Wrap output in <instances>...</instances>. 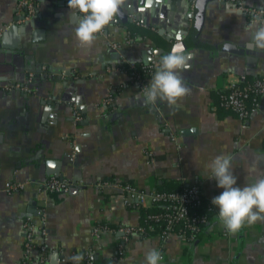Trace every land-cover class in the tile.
Listing matches in <instances>:
<instances>
[{
  "label": "crops",
  "instance_id": "crops-1",
  "mask_svg": "<svg viewBox=\"0 0 264 264\" xmlns=\"http://www.w3.org/2000/svg\"><path fill=\"white\" fill-rule=\"evenodd\" d=\"M232 1L264 10V0L203 5L197 41L181 51L192 57L180 73L190 91L169 106L159 99L145 103L117 66L121 58L145 64L148 47L166 43L159 30L174 34L191 21L188 0H123L121 16L90 48L78 46L80 14L70 11L68 0H33L28 23L18 20L13 30L7 29L22 13L18 0H0V27H6L0 36V264H33L31 256L40 264L38 248L26 257L22 224L25 217L38 224L39 210L46 230L34 243L44 242L45 264H76L72 258L91 249L95 264H146L150 249L162 252L160 264H264V221L224 234L211 215L197 239L171 235L161 242L157 235L133 234L120 256L119 232L98 240L92 234L98 223L138 224L139 207L127 201L124 185L148 192L169 180H197L211 203L223 191L208 178L220 155L232 158L236 186L264 177V95L244 121L215 107L212 95L264 79V50L250 47L257 21ZM134 21L150 30L149 45L140 36L122 42L126 24ZM62 63L71 66L70 75ZM55 173L69 190L39 191L35 183ZM9 181L29 183L2 191ZM141 206L153 204L145 197Z\"/></svg>",
  "mask_w": 264,
  "mask_h": 264
},
{
  "label": "built area",
  "instance_id": "built-area-1",
  "mask_svg": "<svg viewBox=\"0 0 264 264\" xmlns=\"http://www.w3.org/2000/svg\"><path fill=\"white\" fill-rule=\"evenodd\" d=\"M188 1L190 5H193L194 0ZM232 3H235L236 6L246 15H249L253 21H256L254 18L259 17V23L264 24L263 9L246 6L241 1H232ZM17 4L19 8L26 7L27 13L25 18L28 17L33 9V0H18ZM134 22L141 26L138 21ZM5 28V26L0 27V36ZM131 40L132 38L129 35H125L122 42L129 43ZM113 45L116 46L115 44ZM154 49L155 48L153 46L148 47V50L150 51H153ZM159 62L160 61L153 54H151L150 59L145 64H141L144 70L143 72L139 71L137 63L127 61L124 58H121L117 67L131 80L133 84L138 87L139 90H142L148 85L147 79L149 76L154 74L156 67L159 66ZM263 95L264 79L256 77L252 80L245 81L242 85H231L227 91H220L218 93L215 107L228 109L232 111L238 119L244 121L247 119L251 111L256 110L260 98ZM175 138L176 137L173 136V139ZM28 183L29 181H9L2 186L1 190L5 192L16 191L24 188ZM35 184L37 189L44 193L65 194L69 190L68 181L55 176H50L44 181ZM122 189L126 192L127 201L130 203L129 200H132L131 204L135 207H139L145 197H149L152 204L158 203L163 206L164 211L162 213L151 214L149 216L150 219L155 222H164L163 226L158 225L160 230L157 236L160 238L161 242L165 241L171 235H178L186 241L193 240L195 235L200 231L201 226L209 220L205 214L199 211V208L203 206V196L201 194L200 182L197 180L184 185L183 188L178 191L152 190L145 192L138 190L131 185H124L122 186ZM207 209L211 210V215L217 219L219 210H217V208H215V206L211 203L208 205ZM39 214L41 216L38 224H35L30 217H25L22 223L25 231L26 257H28L27 252H29V249L32 247V243L36 242V239L40 237L42 238L45 235L46 229L44 227V213L39 210ZM175 223L179 224H177L178 228L173 231L172 227ZM221 225L222 232L225 234L226 229L222 223ZM155 226L156 225L154 224H149L146 227L141 225H119L116 226V228H111L108 225H95L92 228V234L94 240H98L101 234L105 232H119L121 236L117 241L116 251L117 256H120L124 253L125 245L133 234L147 236L145 231L153 230ZM37 246L41 252L39 256L40 264H45L46 246L43 241L38 243ZM161 256L163 258L162 252ZM83 262L84 264H95L92 249L84 251ZM24 264L29 263L25 262Z\"/></svg>",
  "mask_w": 264,
  "mask_h": 264
},
{
  "label": "clouds",
  "instance_id": "clouds-1",
  "mask_svg": "<svg viewBox=\"0 0 264 264\" xmlns=\"http://www.w3.org/2000/svg\"><path fill=\"white\" fill-rule=\"evenodd\" d=\"M122 3L123 0H68L70 11L80 14L74 30L78 46L90 48L98 34L116 17ZM254 19L257 23L254 25L250 47L264 50V24L259 23V17ZM191 58V54L179 51L164 55L150 83L141 90L144 102L155 104L159 99L169 106L177 105L190 91L180 73ZM231 159L226 155L215 157L209 165L211 175L208 178L214 179L217 187L223 189L211 201L219 209L217 219L228 233L235 234L246 224L251 226L264 221V177L244 186H236L237 177L232 171ZM72 259L79 264L83 257L75 256ZM161 259L158 249L148 250L145 256L146 264H160Z\"/></svg>",
  "mask_w": 264,
  "mask_h": 264
},
{
  "label": "water",
  "instance_id": "water-1",
  "mask_svg": "<svg viewBox=\"0 0 264 264\" xmlns=\"http://www.w3.org/2000/svg\"><path fill=\"white\" fill-rule=\"evenodd\" d=\"M213 1V0H194L193 5L191 6V12H188L186 14V19H191V21H186V23H182L180 30H178L177 33L174 34H165L163 33L161 30H159L160 34H163L162 37L163 39L166 41V43L162 44L161 49L160 47H157V49H154L153 51H148L149 54V59L151 54H153L156 58L158 56V54L160 52H163V56L168 54L169 52L172 51H183L186 50L188 47L190 46H194L195 42L197 41V37H196V32L197 29L199 27L200 21H201V15L202 12H200V10L202 9L203 5ZM254 2V1H251ZM17 10H21L22 13H20L19 15L13 17V24L9 26V28L7 30H13L15 29L16 23L18 20L19 21H23V25H26L28 23V21H26V7H21ZM121 16V13L118 12L117 17ZM188 22V23H187ZM24 28V27H23ZM6 30V29H5ZM5 32V31H3ZM2 32V34H3ZM156 48V47H155ZM121 53V52H120ZM116 57H119V53L115 54ZM147 59V60H149ZM147 60H145L144 62H147ZM62 69L67 70V72H65V75H70V69L71 66L67 65L66 63H62L61 64ZM55 177H59L62 178V174L61 173H55V174H51Z\"/></svg>",
  "mask_w": 264,
  "mask_h": 264
},
{
  "label": "trees",
  "instance_id": "trees-1",
  "mask_svg": "<svg viewBox=\"0 0 264 264\" xmlns=\"http://www.w3.org/2000/svg\"><path fill=\"white\" fill-rule=\"evenodd\" d=\"M126 31H127L126 33L132 38L133 41H134V39H133L134 36L138 35V36H140L141 39L146 41L147 45H149L148 38L151 37V32H150V30L148 28H146L144 26H140V25L136 24L135 22H130V23L126 24ZM133 41H131V42H133ZM138 67H139L138 69H139L140 72L144 71L142 66H141V64H138ZM248 80H250V79H248ZM248 80L241 81L240 85H242L245 81H248ZM127 81L131 82L130 79H128ZM227 90L224 89V90H221V91H227ZM219 92L220 91H215L212 94L214 96V99H215V104L217 103V98H218V93ZM217 108H219V107H217ZM183 186L184 185L182 183H180V182H178L176 180H169L166 183H164L163 185L158 186V188L155 189L154 191H178V190H181L183 188ZM209 204L210 203L203 198V206H201L199 208V211L201 213L205 214L208 219L210 218V215H211V210L207 209ZM163 211H164L163 206L158 204V203H154L153 206H151V207H142V206L140 207L139 206V222H138L137 225H141L143 227H146L149 224L156 225L153 230H146L145 231L147 236L148 235H157L159 230H160L158 225H160V226L164 225L163 221L155 222V221L151 220L149 216L151 214L162 213ZM177 224H179V223H175V225L172 227L173 231H175L178 228ZM98 225H108L111 228H116L115 225L108 224V223H98ZM203 225L201 226L200 231L203 230L202 229ZM200 231L195 235V239H197L198 236L200 235ZM36 234H37V232H36ZM32 247H33V250L34 249L37 250V248H38L37 244H35V243H32ZM32 261H33V264H35V262H36L35 261V256H33V257L31 256L29 262L31 263Z\"/></svg>",
  "mask_w": 264,
  "mask_h": 264
}]
</instances>
